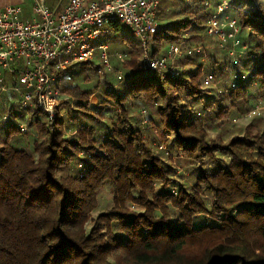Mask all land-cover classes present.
<instances>
[{"label":"trees","instance_id":"1","mask_svg":"<svg viewBox=\"0 0 264 264\" xmlns=\"http://www.w3.org/2000/svg\"><path fill=\"white\" fill-rule=\"evenodd\" d=\"M226 1L235 46L205 32L221 0H159L148 52L179 45L177 74L131 45L117 86L101 64L71 63L53 123L12 86L0 94V264H264V127L229 126L264 99V0Z\"/></svg>","mask_w":264,"mask_h":264},{"label":"built area","instance_id":"2","mask_svg":"<svg viewBox=\"0 0 264 264\" xmlns=\"http://www.w3.org/2000/svg\"><path fill=\"white\" fill-rule=\"evenodd\" d=\"M31 2L30 18L22 17L18 3L0 5V94L12 86L18 92L19 109L35 103L45 112L49 123H53L60 105L58 90L52 87L55 73L71 63L91 60L96 51L102 64L110 68L107 44L95 46L94 41L110 32L113 21L123 23L139 38L145 68L177 74L170 65L182 54L179 45H169L156 57L148 52V40L158 30L159 0H67L60 10L48 7L45 0ZM227 6V1L221 0L215 13L206 20L205 32L221 46L229 39L235 46L239 44L235 20L221 17ZM192 51L187 49L188 54ZM123 56L117 54L119 58ZM210 79V75L205 76V84ZM256 113L257 107L251 111ZM20 130L25 131L24 124Z\"/></svg>","mask_w":264,"mask_h":264},{"label":"rangeland","instance_id":"3","mask_svg":"<svg viewBox=\"0 0 264 264\" xmlns=\"http://www.w3.org/2000/svg\"><path fill=\"white\" fill-rule=\"evenodd\" d=\"M119 29L116 32L110 31L108 34L102 35L103 41L107 44L108 48L106 50V53L108 54L109 58V65L110 68L106 67L105 65L102 64V60L100 58L99 51L95 52L93 55L91 61L93 62L91 68H95L97 65H102L105 69L108 68L109 71H111L110 75L107 76V83L109 85L117 86L120 84L124 77V72L120 69H116V64L119 62L118 57L116 55L118 53H123L124 51L128 50L129 45L135 46L137 49H141V44L140 40L138 37H135L132 32L128 29L127 26H125L123 23H119ZM203 43H204V52L206 55L209 54H214V57L216 58H222L225 56V51L224 48H221L217 46V44L209 39L208 37L203 38ZM151 44H148V47H150ZM235 52L239 57H242L244 55V48L239 49L238 47L235 48ZM203 57V58H202ZM204 59V54L201 55V57L198 59L199 60ZM208 59V58H207ZM209 60V59H208ZM84 69L85 67L78 66V68H75L74 71H78L79 69ZM182 69L183 66H181ZM107 70V69H106ZM87 71V70H85ZM115 71H120V72H115ZM122 75V79H118V75ZM79 82V81H78ZM84 88H88L89 85H82ZM252 103V102H251ZM254 106L257 107L258 114H251V112L246 116L245 114L237 115L232 113L229 117L230 123L229 126H231L234 131L238 132L241 131L245 126L247 125H253L255 130L262 129L264 127V99H261L258 104H254ZM251 110V109H250ZM59 112L64 114L65 111L63 107H59ZM234 119V121H233ZM144 123V122H143ZM111 197V192L108 186H106L102 192H101V205L106 204Z\"/></svg>","mask_w":264,"mask_h":264},{"label":"crops","instance_id":"4","mask_svg":"<svg viewBox=\"0 0 264 264\" xmlns=\"http://www.w3.org/2000/svg\"><path fill=\"white\" fill-rule=\"evenodd\" d=\"M8 1H11V0H6L2 4L8 3ZM66 2H67V0H45V3L48 5V7L58 9V10H60L66 4ZM17 3L20 4L22 7V17L23 18H30L31 13H32V2H31V0H17ZM100 43H104L102 38H99V39L94 41L95 46H97Z\"/></svg>","mask_w":264,"mask_h":264}]
</instances>
